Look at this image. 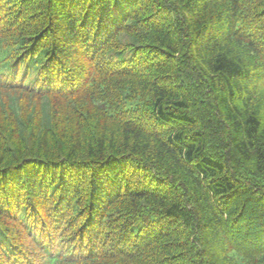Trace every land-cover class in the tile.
<instances>
[{"label":"trees","instance_id":"obj_1","mask_svg":"<svg viewBox=\"0 0 264 264\" xmlns=\"http://www.w3.org/2000/svg\"><path fill=\"white\" fill-rule=\"evenodd\" d=\"M0 264H264V0H0Z\"/></svg>","mask_w":264,"mask_h":264}]
</instances>
